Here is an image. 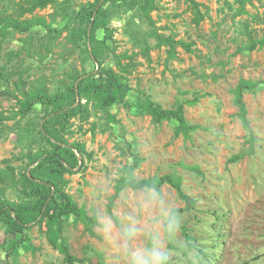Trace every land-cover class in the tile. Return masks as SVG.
<instances>
[{
	"label": "rangeland",
	"instance_id": "374dc122",
	"mask_svg": "<svg viewBox=\"0 0 264 264\" xmlns=\"http://www.w3.org/2000/svg\"><path fill=\"white\" fill-rule=\"evenodd\" d=\"M95 1L58 0L25 14L22 18H44L46 24L25 32L12 29L0 41V91L15 89L22 98V91L44 86L54 94L72 75L98 69L89 53L76 46L72 36L76 23L69 20L74 11ZM196 1L205 13L200 23L195 22L188 0H153L149 15L155 25L149 23L145 0H109L104 5L111 35L107 37L100 28L95 43L104 49L103 66L118 72L130 90L110 108L109 115L96 95H78L88 115L69 119L64 137L71 145L84 144L87 152L80 154L84 163L78 171L66 175V190L89 215H95L97 208L108 206L114 193L103 191L109 176L127 169L132 152H138L144 159L135 170L140 178L171 175L196 200L194 209L183 211L184 235H190L200 253V264H264V46L246 48L251 41L264 38V0H247L245 13L239 12L236 0ZM20 2L0 0V15L17 16ZM157 35L192 43V51L180 44L160 43ZM119 59L127 69L118 64ZM241 79L258 82L244 94L255 136L254 153L231 162L233 155L251 147L232 92ZM149 97L165 108L199 97L196 104L185 105L187 120L197 128L188 137L176 136L173 122H153L139 107ZM16 109L17 99L0 94V113L12 115L0 122V173L13 174L17 180L30 164L29 156L50 145L41 135L44 105L38 103L25 117L16 115ZM193 165L202 174L189 168ZM8 183L6 197L21 200V184L11 179ZM161 189L179 208L185 206L171 184ZM27 231L37 251L20 249L9 255L3 244L6 235L0 229V261L70 264L49 242L45 224L36 223ZM62 235L77 258L117 264L100 237L86 231L81 221L66 219ZM177 264H185L184 259L178 258Z\"/></svg>",
	"mask_w": 264,
	"mask_h": 264
},
{
	"label": "trees",
	"instance_id": "16d2710c",
	"mask_svg": "<svg viewBox=\"0 0 264 264\" xmlns=\"http://www.w3.org/2000/svg\"><path fill=\"white\" fill-rule=\"evenodd\" d=\"M57 1L21 0L17 5V16L13 14L0 15V41L7 38L12 29L25 32L36 24H46L44 18L32 20L22 17L27 13H34L37 9H44L49 5L56 4ZM108 1L96 0L93 3L84 5L74 11L71 18H69L70 21L76 23V26L72 30L76 46L83 48L85 52L89 53L90 57L96 61L98 69L85 74L77 73L72 75L71 81L65 83L54 94H50L44 86L22 91V98H18L15 94V89L12 91L8 87H5L3 91H0V94L17 99L15 114L21 117L27 116L38 103L44 105L46 112L43 116L44 121L41 123V135L46 138L50 145L49 149L38 151L29 156L30 164L21 173L19 179L16 180L15 175L10 173H0V229L6 235L3 244H5L9 255L12 252L17 253L20 249L37 251L27 230L36 223H43L46 226L49 242L59 249L63 254L65 262L70 264H96L85 262L72 255L62 235L65 220L73 217L84 224L86 231L95 237H99L94 230V215H89L66 190V186L69 183L66 175L74 174L78 171L81 166L80 164L84 163L80 154H85L87 151L84 144H69L64 137V132L67 129L66 125L69 119L78 114L84 115L86 113L84 104L80 98L78 99V95L81 97L96 95L101 107L106 110L108 115L111 107L119 100H123L128 96L130 85L124 81L118 72L103 66L101 56L104 53V49L95 43L98 40L97 31L100 28H104L107 37L111 35V29L107 26L104 11V5ZM188 1L193 8L195 22L200 23L205 16V13L200 8L201 3L196 0ZM236 1L239 3V12L245 13L247 0ZM143 8L147 14L149 23L155 25V21L149 15L150 10L154 8L153 0H145ZM64 10L66 8L63 7L62 11ZM49 27L52 28V26ZM157 36L160 43L169 44L170 47L180 44L186 50L192 51V43L175 41L170 36ZM257 44L263 47L264 38L251 41L246 48L252 50ZM146 56H149L147 51ZM117 62L120 66L122 65L123 69H127L123 67L120 59ZM2 76L4 80H9L5 73ZM14 83L16 84L15 88L20 90V84ZM257 86V81L241 79L232 90L234 102L238 107L237 115L242 120L244 127L249 130L251 147L248 150H243L233 155L230 159L231 162H237L246 155L254 153L255 136L248 119V108L244 94L247 91L254 90ZM199 99V97H195L193 99L179 100L173 108H165L161 103L149 97L139 107L143 112L151 116L153 122H173L175 124L176 136L183 134L185 137H188L197 127L187 120L185 105L196 104ZM10 118H12V115L0 113V122L9 120ZM126 144L131 150V142L127 141ZM143 160V157L138 152H132V159L127 169L135 171L141 166ZM189 168L202 174L201 169L197 165L189 166ZM10 179L15 185L21 184L19 191L21 200L19 201H12L6 197L5 191ZM141 181H154L160 188L166 183L171 184L176 189L178 196L185 201V206L180 208L182 211H190L196 206V200L184 191L180 179L174 178L171 175H165L162 177L141 178ZM115 194L114 190L111 197H114ZM187 238L190 240L188 233ZM0 264H7V261L2 260ZM242 264H247V262H243Z\"/></svg>",
	"mask_w": 264,
	"mask_h": 264
},
{
	"label": "clouds",
	"instance_id": "9594fccd",
	"mask_svg": "<svg viewBox=\"0 0 264 264\" xmlns=\"http://www.w3.org/2000/svg\"><path fill=\"white\" fill-rule=\"evenodd\" d=\"M113 190L93 219L117 264H177L181 257L185 264H200V253L184 235V212L154 181L142 182L123 169L109 176L103 191Z\"/></svg>",
	"mask_w": 264,
	"mask_h": 264
}]
</instances>
